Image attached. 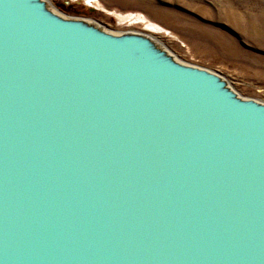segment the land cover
Listing matches in <instances>:
<instances>
[{"label":"water","instance_id":"1","mask_svg":"<svg viewBox=\"0 0 264 264\" xmlns=\"http://www.w3.org/2000/svg\"><path fill=\"white\" fill-rule=\"evenodd\" d=\"M0 264H264V102L48 0H0Z\"/></svg>","mask_w":264,"mask_h":264},{"label":"rangeland","instance_id":"2","mask_svg":"<svg viewBox=\"0 0 264 264\" xmlns=\"http://www.w3.org/2000/svg\"><path fill=\"white\" fill-rule=\"evenodd\" d=\"M48 1L66 16L91 19L114 32L158 35L179 60L215 71L241 96L264 102V0ZM117 13L142 17L165 32L122 23Z\"/></svg>","mask_w":264,"mask_h":264},{"label":"bare ground","instance_id":"3","mask_svg":"<svg viewBox=\"0 0 264 264\" xmlns=\"http://www.w3.org/2000/svg\"><path fill=\"white\" fill-rule=\"evenodd\" d=\"M118 20L122 23L124 22H128L130 24L132 23H143L144 26L146 27L145 30L149 31V32H152V33H156V34H161L162 32H165V29H163L160 25L154 23V22H151V21H147L145 20L144 18L142 17H136V16H128V15H125V14H114ZM138 20L137 22H134L132 20ZM149 35H152L153 37L157 38L159 40V36L158 35H153V34H150V33H147ZM164 34V33H162Z\"/></svg>","mask_w":264,"mask_h":264}]
</instances>
